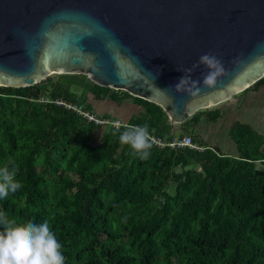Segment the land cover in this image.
I'll use <instances>...</instances> for the list:
<instances>
[{
    "label": "trees",
    "instance_id": "16d2710c",
    "mask_svg": "<svg viewBox=\"0 0 264 264\" xmlns=\"http://www.w3.org/2000/svg\"><path fill=\"white\" fill-rule=\"evenodd\" d=\"M262 86L264 77L245 92ZM89 95L131 100L142 112L117 128L116 119L96 114ZM57 101L110 123L90 122ZM221 117L208 109L172 125L160 106L83 75L0 87V165L12 157L22 184L0 210L20 223L47 219L64 264H264V135L237 122L238 153H225L196 129ZM144 124L151 137L170 143L187 134L203 149L150 138L151 154L141 159L119 133Z\"/></svg>",
    "mask_w": 264,
    "mask_h": 264
},
{
    "label": "water",
    "instance_id": "95a60500",
    "mask_svg": "<svg viewBox=\"0 0 264 264\" xmlns=\"http://www.w3.org/2000/svg\"><path fill=\"white\" fill-rule=\"evenodd\" d=\"M204 54L222 63L215 83L203 85L199 64L175 91ZM55 75L86 76L182 125L264 77V0H0V87Z\"/></svg>",
    "mask_w": 264,
    "mask_h": 264
},
{
    "label": "clouds",
    "instance_id": "9594fccd",
    "mask_svg": "<svg viewBox=\"0 0 264 264\" xmlns=\"http://www.w3.org/2000/svg\"><path fill=\"white\" fill-rule=\"evenodd\" d=\"M199 64L205 65L209 70L203 74V85H212L217 77L224 71L222 63L211 54H204L199 58L198 64L192 68L183 69L185 73L175 84V91L179 92L181 86L191 78V72ZM180 70V69H177ZM194 83L198 81L193 80ZM199 83V82H198ZM121 144L129 145L133 155L141 159L150 156L152 142L148 125H131L119 133ZM17 165L12 157L0 165V200L7 199L10 194L16 193L22 184L16 180ZM0 264H64L62 245L51 231L48 220L42 223H20L9 219L6 213L0 210Z\"/></svg>",
    "mask_w": 264,
    "mask_h": 264
},
{
    "label": "rangeland",
    "instance_id": "374dc122",
    "mask_svg": "<svg viewBox=\"0 0 264 264\" xmlns=\"http://www.w3.org/2000/svg\"><path fill=\"white\" fill-rule=\"evenodd\" d=\"M73 90L76 91V89ZM88 103L93 105L98 116H105L110 120L116 119V124L119 127L141 110L131 100L118 105L111 101L96 100L95 97L89 95ZM218 109L222 112L219 121L209 122L204 120L196 126L203 140L208 144L219 146L223 152L236 155L238 150L235 141L231 137V129L237 122L247 123L264 135V86L259 91L251 90L236 94L231 101L209 110Z\"/></svg>",
    "mask_w": 264,
    "mask_h": 264
},
{
    "label": "built area",
    "instance_id": "2783aa9c",
    "mask_svg": "<svg viewBox=\"0 0 264 264\" xmlns=\"http://www.w3.org/2000/svg\"><path fill=\"white\" fill-rule=\"evenodd\" d=\"M57 105L59 106H65L67 107L68 109H71V110H74V111H77L79 112L80 114H82L85 118L88 119V121L92 122H96L98 124H109L110 122L109 121H100L95 115H92L76 106H73L71 104H67L66 102L64 101H57L56 102ZM112 125L114 127H117V128H121L123 126V124H121V127L117 126L116 122L112 123ZM150 138L153 140V142H155L157 145L161 146V147H165L167 145H170L172 147H175V146H190L192 148H195V149H203L202 146L196 144L193 139H192V136L191 135H184L183 137H178V138H175L173 141H171L170 143H166L164 140H162L161 138H156V137H151Z\"/></svg>",
    "mask_w": 264,
    "mask_h": 264
},
{
    "label": "crops",
    "instance_id": "0c3cea01",
    "mask_svg": "<svg viewBox=\"0 0 264 264\" xmlns=\"http://www.w3.org/2000/svg\"><path fill=\"white\" fill-rule=\"evenodd\" d=\"M140 109H141V108H140ZM140 112H142V109L140 110ZM140 112H139V113H140ZM131 119H132V118H130V120H131Z\"/></svg>",
    "mask_w": 264,
    "mask_h": 264
}]
</instances>
